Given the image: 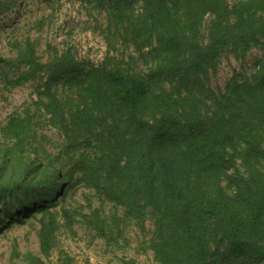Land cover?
<instances>
[{"label":"trees","instance_id":"trees-1","mask_svg":"<svg viewBox=\"0 0 264 264\" xmlns=\"http://www.w3.org/2000/svg\"><path fill=\"white\" fill-rule=\"evenodd\" d=\"M77 1L104 37L101 63L72 49L43 62L30 37L0 55L8 85L38 81L35 109L0 132V231L40 225V252L13 257L49 264L77 224L129 244L133 224L157 264H264V0ZM253 49L251 71L217 91L223 57Z\"/></svg>","mask_w":264,"mask_h":264},{"label":"rangeland","instance_id":"rangeland-1","mask_svg":"<svg viewBox=\"0 0 264 264\" xmlns=\"http://www.w3.org/2000/svg\"><path fill=\"white\" fill-rule=\"evenodd\" d=\"M99 21L103 24L104 17H99ZM28 37L38 42L43 62L49 61L54 49H72L79 59L95 64L101 63L107 52L104 37L97 29L93 16L77 0H0V55L14 57L16 52L12 43ZM260 54L259 49H253L243 60L232 55L224 56L217 74L212 77V86L217 91L223 90L235 74L250 72ZM14 73L9 71L10 76ZM37 83L33 81L12 87L0 72V132L13 113H22L30 107L35 109L33 101L36 99ZM41 121L44 124L41 129L53 140L62 143L57 131L48 127L45 119ZM224 185L228 188L226 183ZM83 195L80 191L76 198L84 201ZM148 227H151V222H148ZM39 228L37 221L28 219L26 223H16L0 231V264H21L22 256L13 257L15 248L22 255L28 251L39 253ZM75 231L72 234L62 229L59 234L60 248L53 252L49 264H59L60 260L63 264H157L152 251L143 250L147 246L144 241L149 236L143 235L133 224L125 230L129 244L121 240V246L110 248L103 239L88 234L80 224L75 226ZM60 250L65 254L60 255ZM69 259H73V263H68Z\"/></svg>","mask_w":264,"mask_h":264},{"label":"crops","instance_id":"crops-1","mask_svg":"<svg viewBox=\"0 0 264 264\" xmlns=\"http://www.w3.org/2000/svg\"><path fill=\"white\" fill-rule=\"evenodd\" d=\"M59 264H63V262L62 261H59Z\"/></svg>","mask_w":264,"mask_h":264}]
</instances>
